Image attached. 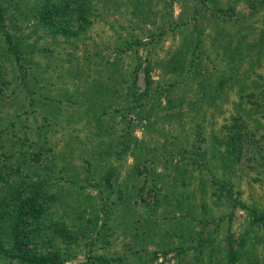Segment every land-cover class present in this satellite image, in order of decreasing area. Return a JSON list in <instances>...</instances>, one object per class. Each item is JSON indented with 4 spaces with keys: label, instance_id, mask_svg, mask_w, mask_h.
Wrapping results in <instances>:
<instances>
[{
    "label": "rangeland",
    "instance_id": "1",
    "mask_svg": "<svg viewBox=\"0 0 264 264\" xmlns=\"http://www.w3.org/2000/svg\"><path fill=\"white\" fill-rule=\"evenodd\" d=\"M32 1L1 10L0 170L8 183L43 181L46 248L67 252L62 264H226L230 245L232 264H264L249 208L264 211L262 174L222 142L236 103L248 107L239 93L264 75V8L92 0V21L63 34ZM209 1L234 11L212 16ZM54 224L70 236H49Z\"/></svg>",
    "mask_w": 264,
    "mask_h": 264
},
{
    "label": "trees",
    "instance_id": "2",
    "mask_svg": "<svg viewBox=\"0 0 264 264\" xmlns=\"http://www.w3.org/2000/svg\"><path fill=\"white\" fill-rule=\"evenodd\" d=\"M6 1L10 0L0 3V26L3 19L1 10L6 8ZM15 2L17 9L20 10V0H15ZM115 2L118 5L120 1ZM122 2L131 6L130 12H134L136 9L141 10L140 0H122ZM209 2L211 5H207V8L212 16L225 17L234 11L231 3L221 6L212 4L213 1ZM92 6H94L92 0H33L27 9H33V14L37 19L53 31L77 34L92 21ZM248 6L249 8H264V0H250ZM193 8L197 9L195 3ZM0 31L4 36H7V33L1 28ZM150 34V30L146 29L145 36ZM214 34H219V31L214 30ZM128 36L124 37L123 46H120L121 42L116 45L117 50L129 47L131 39L128 40ZM262 39H264V31L260 33L257 40L260 47L264 48ZM7 43L9 49L10 39H7ZM198 45L197 41H194V46ZM16 56L18 57V55ZM16 56L15 58H17ZM143 69L145 81L148 82V62L145 63ZM242 98L248 107L243 106L241 111L237 110L240 106L238 101L236 103L238 107L235 106V111L230 113L228 120L223 123V148L225 154L232 160L240 161L245 158L249 167L256 170V174H262L257 179L264 182V75L258 74V79L255 80L253 87L244 93H239V99ZM247 112L251 113V116ZM39 152V150H33L31 157L35 160L39 159ZM1 179H4L6 184L4 191L0 192V255L7 261H18L21 264H62L67 257V252L58 249L54 243H51L52 248L47 249L45 239L41 238L44 232L43 218L46 215L43 181H25L23 179L15 184L14 182L8 183L0 170ZM241 205L244 206L243 203ZM249 208L251 217L264 224V211ZM61 227L58 224L52 225L49 236H70L67 234V229ZM232 257L233 251L228 245L226 264H232ZM95 258H99L100 264L109 262V259L103 256L96 257L95 255Z\"/></svg>",
    "mask_w": 264,
    "mask_h": 264
}]
</instances>
